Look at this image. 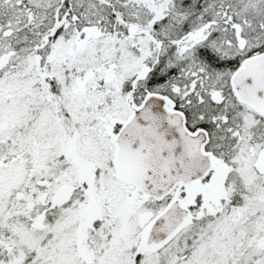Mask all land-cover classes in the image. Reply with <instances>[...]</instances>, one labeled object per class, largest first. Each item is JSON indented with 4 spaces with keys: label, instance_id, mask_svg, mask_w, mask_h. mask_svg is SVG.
<instances>
[{
    "label": "snow or ice",
    "instance_id": "snow-or-ice-1",
    "mask_svg": "<svg viewBox=\"0 0 264 264\" xmlns=\"http://www.w3.org/2000/svg\"><path fill=\"white\" fill-rule=\"evenodd\" d=\"M0 264H264V0H0Z\"/></svg>",
    "mask_w": 264,
    "mask_h": 264
}]
</instances>
